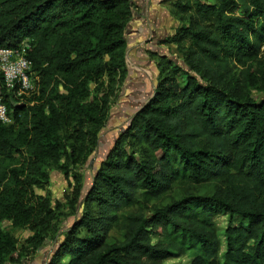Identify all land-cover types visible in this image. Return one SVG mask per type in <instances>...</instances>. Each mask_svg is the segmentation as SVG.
Returning a JSON list of instances; mask_svg holds the SVG:
<instances>
[{"label": "trees", "instance_id": "trees-1", "mask_svg": "<svg viewBox=\"0 0 264 264\" xmlns=\"http://www.w3.org/2000/svg\"><path fill=\"white\" fill-rule=\"evenodd\" d=\"M176 8L182 63L160 60L152 96L87 190L73 174L69 207L80 215L50 264H161L189 248L191 264H264V0ZM132 14L131 0H0V47L26 40L39 76L22 103L5 95L0 264L16 250L4 221L43 231L53 217L36 192L50 182L48 165L68 174L97 149L110 95L127 77Z\"/></svg>", "mask_w": 264, "mask_h": 264}, {"label": "rangeland", "instance_id": "rangeland-1", "mask_svg": "<svg viewBox=\"0 0 264 264\" xmlns=\"http://www.w3.org/2000/svg\"><path fill=\"white\" fill-rule=\"evenodd\" d=\"M131 1L133 3V12L138 13L140 11L139 6L135 3V0ZM177 1L179 0H159L157 10H151L150 14L148 12L149 18L147 21L150 23L154 17H158L160 21H162V27L165 28L166 33H163L162 36H158V38L160 37L159 39L157 38L154 40L155 44H153V50H149L148 45L145 46L146 53L145 57L142 59L146 60L145 63L139 66L143 69V75L150 81V84L144 89L142 92L143 94H147L148 92L153 94L158 83L157 67L161 59L166 58L174 60L177 64L182 63V53L184 51L182 48L186 45L187 41L182 44L172 41L176 29L184 22L180 19L181 15L177 13ZM134 20L137 19L135 15L132 14L125 29L126 40L130 39L129 36H131V33L128 26ZM168 39L169 41L166 42ZM132 44L135 45L136 41ZM132 49L136 52L138 45ZM133 57H135V55ZM127 60L131 71V68L136 65L130 57H128ZM133 71L134 75H139L134 69ZM137 78L139 77L136 76V78L131 81H136ZM127 80L128 77H126L123 84L118 87V91L110 95V108L105 124L99 133L101 144L98 145L87 164L75 167L68 174H65L64 170L52 166L51 164L48 165L50 182L46 188L36 189V192L46 198L50 203L51 215L53 217L48 226L43 231H38L31 227H11L9 222H3L4 230L8 231L16 242V250L12 252L6 264H50L52 257H55L59 244L67 238L68 232L80 215V212L76 213L69 207V199L72 196V185L75 184L73 174L83 176V186L85 187L84 189L87 190L91 186L92 177L100 161L112 147L118 134L126 128L131 115L140 107V103L138 100L136 101V98L139 99V97L136 96V98H134V96L137 95V93H134L135 89L132 88V86H126L128 83ZM93 87L94 85L91 84L90 88L93 89ZM77 210H79V208H77ZM227 222L228 216L224 214L219 215L215 219V227L222 248H224L223 230ZM35 233H37L36 237L34 236ZM111 234L116 235L114 231H111L110 235ZM159 238L160 236L152 235V243H156ZM194 256V250L189 248L185 254L171 256L162 261L161 264H191ZM63 262H66V258L63 259Z\"/></svg>", "mask_w": 264, "mask_h": 264}, {"label": "built area", "instance_id": "built-area-1", "mask_svg": "<svg viewBox=\"0 0 264 264\" xmlns=\"http://www.w3.org/2000/svg\"><path fill=\"white\" fill-rule=\"evenodd\" d=\"M28 49L26 40L14 47H0V124L12 121L5 101L6 94L13 102L22 103L38 91L39 76L32 70Z\"/></svg>", "mask_w": 264, "mask_h": 264}, {"label": "crops", "instance_id": "crops-1", "mask_svg": "<svg viewBox=\"0 0 264 264\" xmlns=\"http://www.w3.org/2000/svg\"><path fill=\"white\" fill-rule=\"evenodd\" d=\"M135 3L139 6L140 11L138 13L133 12L137 20H134L128 26L131 36H129L130 39H127V48L125 54V61L128 67V83L126 86H132V88L135 89L134 93H137L134 98L136 96L140 98L143 95L142 92L144 89L150 84V81L143 75V69L139 66L145 63L146 60L142 59L145 57L146 53L145 46L148 45V49L153 50V44H155L154 40L157 39L158 36H162L163 33H166V30L162 27V21H160L158 17H154L150 23L147 21L151 10H157V4L159 3V0H135ZM134 41H136L135 45L132 44ZM136 45H138V49L135 52L132 48ZM134 55L135 57H133ZM128 57H130L133 60V63L136 65L135 67L131 68V71L128 66ZM133 69L139 75H134ZM136 76L139 77L137 78L139 80L136 79V81H131L132 79H135Z\"/></svg>", "mask_w": 264, "mask_h": 264}, {"label": "water", "instance_id": "water-1", "mask_svg": "<svg viewBox=\"0 0 264 264\" xmlns=\"http://www.w3.org/2000/svg\"><path fill=\"white\" fill-rule=\"evenodd\" d=\"M156 72H157V70H156ZM151 93H147V94H143L142 95V97H140L139 99H137L136 97V101L138 100V102L140 103V107L151 97ZM140 107H138L136 110H135V112L140 108ZM101 139L99 138V140H98V144L100 145L101 144ZM107 154V153H106ZM106 154H105V156H106ZM104 156V157H105Z\"/></svg>", "mask_w": 264, "mask_h": 264}]
</instances>
